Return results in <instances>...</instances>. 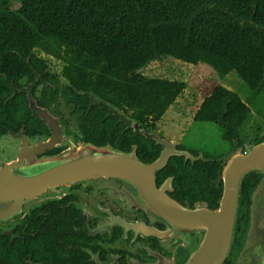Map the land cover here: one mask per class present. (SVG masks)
Segmentation results:
<instances>
[{"label": "flooded vegetation", "instance_id": "1", "mask_svg": "<svg viewBox=\"0 0 264 264\" xmlns=\"http://www.w3.org/2000/svg\"><path fill=\"white\" fill-rule=\"evenodd\" d=\"M38 55L44 58L40 61L43 72L40 70L36 76L39 82L41 73L46 75L42 85L36 86L29 75L22 78L19 86L9 77L0 76L2 103L16 98L18 93L28 101V109L18 104L10 110L5 108V112L0 109V168L19 162L18 155L24 150L43 159L82 144L111 146L135 153L142 163H153L165 147L137 132L134 122L168 139L176 149L188 151L182 139L160 133L158 122L145 126L123 112L121 124H114L110 110L101 106L99 113L89 106L90 100H83L81 92L75 91L62 74V61L53 62L43 52ZM34 98L51 112L55 123L49 124L32 110ZM96 102L103 105L99 99ZM20 135L27 140L20 139ZM263 141L264 124L260 123L248 138L242 136L240 143L225 141L229 143L227 151L210 153L213 155L201 152L202 160L212 162L202 168H196V161L184 156L170 157L157 173V186L187 211L192 223L152 213L130 183L114 179L60 188L58 195L48 194L40 201L16 205L11 215L0 216V264H186L202 247L209 256L213 253L218 257L220 246L227 251L221 264H264V251H260L264 243H257L249 257L243 254L253 219L254 193L264 172L252 171L245 176L232 228L228 229L226 217H219L228 164L225 156L235 146L248 154ZM244 256L247 259L242 260Z\"/></svg>", "mask_w": 264, "mask_h": 264}, {"label": "trees", "instance_id": "2", "mask_svg": "<svg viewBox=\"0 0 264 264\" xmlns=\"http://www.w3.org/2000/svg\"><path fill=\"white\" fill-rule=\"evenodd\" d=\"M42 52L62 61L75 91L99 113L110 110L114 124L124 112L153 125L183 94L186 82L143 74L167 58L202 63L221 79L235 73L249 87L244 102L218 85L197 110L195 121L218 125L224 141L241 142L251 110L264 118V0H0V76L42 85ZM15 104L28 109L19 93L0 99L3 112Z\"/></svg>", "mask_w": 264, "mask_h": 264}, {"label": "water", "instance_id": "3", "mask_svg": "<svg viewBox=\"0 0 264 264\" xmlns=\"http://www.w3.org/2000/svg\"><path fill=\"white\" fill-rule=\"evenodd\" d=\"M31 108L49 124L55 123L51 112L39 106L35 98L31 100ZM133 127L165 147L153 163L138 161L135 153L92 144L73 146L59 156L43 159H37L35 153L24 150V153L18 155L19 162L12 161L0 168V216L11 215L15 212L16 205L32 202L48 194L58 195L60 188L79 183L87 184L98 179H114L130 183V187L140 193L142 203L152 213L171 215L173 219H184L187 223H192L193 219H190L187 211L158 188L156 179L157 173L166 166L171 156H184L186 159L198 161L203 159V155L196 156L187 150H178L168 139L139 128L135 122ZM18 137L27 140L21 135ZM21 155L23 156L20 157ZM225 160L228 161L224 171L225 193L219 217H226V225L230 229L234 222L233 215L237 214L241 205L245 176L252 171L264 172V141L252 147L248 154L243 153L240 146H235L225 156ZM252 211L253 219L243 249V254L248 257L257 243H264V179L254 193ZM226 254L227 251L220 246L218 257L213 253L209 256L202 247L186 264H221L225 261ZM243 259L247 258L244 256Z\"/></svg>", "mask_w": 264, "mask_h": 264}, {"label": "rangeland", "instance_id": "4", "mask_svg": "<svg viewBox=\"0 0 264 264\" xmlns=\"http://www.w3.org/2000/svg\"><path fill=\"white\" fill-rule=\"evenodd\" d=\"M143 74L187 83V89L158 122L160 133L174 139H182L183 145L194 155L203 152L213 155L229 149V143L221 138L218 125L198 123L195 116L205 98L218 85L227 87L247 102L251 90L237 74L232 73L221 79L209 66L202 63L192 65L173 58L151 62L143 69ZM253 111L254 109L241 130L244 138H248V133L257 125L264 124V120Z\"/></svg>", "mask_w": 264, "mask_h": 264}]
</instances>
